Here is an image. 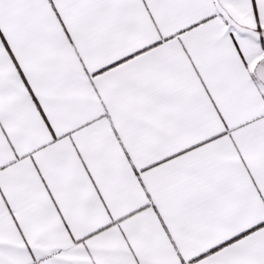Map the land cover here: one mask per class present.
<instances>
[{
	"label": "snow or ice",
	"instance_id": "1",
	"mask_svg": "<svg viewBox=\"0 0 264 264\" xmlns=\"http://www.w3.org/2000/svg\"><path fill=\"white\" fill-rule=\"evenodd\" d=\"M0 264H264V0H0Z\"/></svg>",
	"mask_w": 264,
	"mask_h": 264
}]
</instances>
